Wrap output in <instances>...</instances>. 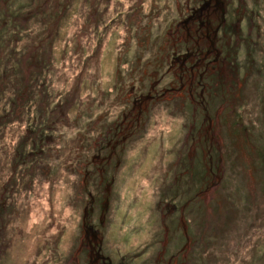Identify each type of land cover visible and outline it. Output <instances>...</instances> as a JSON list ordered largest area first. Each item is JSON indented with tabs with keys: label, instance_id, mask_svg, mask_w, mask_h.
Returning <instances> with one entry per match:
<instances>
[{
	"label": "rangeland",
	"instance_id": "obj_1",
	"mask_svg": "<svg viewBox=\"0 0 264 264\" xmlns=\"http://www.w3.org/2000/svg\"><path fill=\"white\" fill-rule=\"evenodd\" d=\"M228 4L230 14L233 12L231 28L239 31L232 40L228 38L237 89L223 82L228 75L219 70L208 74L211 88L205 98L191 103L184 97L186 93L169 94L165 99L172 101L171 110H163L158 97L149 101L143 137L131 136L134 140L124 144V152L118 150L119 156H113L125 162L119 174L106 170L102 195L105 202L110 197V226L104 237L116 260L134 257L127 264H141L135 255L149 244L143 258L154 264L151 262L158 248L154 240L159 236L163 239L165 226L160 224L162 219H169L167 257L185 244L191 250L185 247L186 260L180 264H264V0H229ZM186 8L187 0H0V39L8 32L12 36L19 33L22 39L17 46L11 38L10 44L4 42L0 47V64L4 61L17 67L10 71V80L15 82H3L8 73L0 66V91L3 86L8 90L4 92L6 105H11L7 103L9 97L20 101L17 90L21 84H30V61L47 72L48 66L44 67L41 60L51 44L58 50L66 49L65 55L61 62H53L52 85L44 76H37L33 92L46 93V106L59 99L71 100L73 95L66 96L65 91L77 86L76 75L89 51L98 47L99 39L104 45L98 48L89 70H84L81 80L86 78L87 86L77 98V110L69 108V120H62L63 124H51L44 132L50 137H44L37 152L24 161L15 158L17 136L23 134L24 122L9 115L7 109L0 113L7 116L1 129L8 133L6 139L0 138V147H4V155L6 150L14 155L3 161L0 151V167L4 168H0V264H73L69 257L83 233L82 202L90 201L86 197L90 182L84 176L97 174L89 160L97 167L101 158V151L96 153L87 142L79 141L88 128L78 127L82 121L77 125L76 115L95 110L97 119L98 114L105 117L110 109L114 116H121L132 106L127 101L132 93L147 95L156 79L155 69H166L165 56L177 41L169 28ZM59 11L64 12L54 15ZM50 15L58 17L52 34L46 37ZM241 18L244 21L239 29L237 19ZM38 43L41 47L34 48ZM117 74L118 84L114 83ZM172 80L169 75L165 82ZM121 82L125 84L123 90H110L113 84L121 88ZM26 94L27 99L21 94L22 102L29 108ZM223 100L233 108L232 117L224 107L226 103L222 106ZM19 101L13 107L21 111ZM191 110L196 114L189 113ZM195 117L197 124L192 128ZM199 127L202 131L211 129L202 145L193 138ZM78 128L79 144L74 137ZM99 133H90L94 139L97 135L95 142ZM11 162L12 171L6 169ZM168 202L180 207L183 216ZM90 217L94 218L91 210L89 225ZM184 227L191 235L189 244L183 237Z\"/></svg>",
	"mask_w": 264,
	"mask_h": 264
},
{
	"label": "flooded vegetation",
	"instance_id": "obj_2",
	"mask_svg": "<svg viewBox=\"0 0 264 264\" xmlns=\"http://www.w3.org/2000/svg\"><path fill=\"white\" fill-rule=\"evenodd\" d=\"M228 1L229 0H187V8L185 9V12H181L180 10L181 18L172 24L174 27L171 26L169 28V30L172 28L171 31H169V34H175L177 36V41L171 47V51L165 56L168 61L166 70H163L164 67L155 69L156 71L153 75L156 79L152 84L149 93L147 95L145 94V96H135L136 99L131 102L132 106L130 109L127 112H123V122L112 125L111 130H115L117 133H122L126 136L128 133L127 128L129 126H133L136 123V119H142V113L147 110L148 102L159 100L156 99V97L160 98L159 101L162 102L165 100V95L176 94L180 96L183 95V93H186L184 97H187L191 103L196 101L197 98H205V82L208 80L207 77L208 74L211 73L210 70L212 67L218 69L220 66L230 67V65L234 64V60L229 62V57L223 49V44L232 40L239 32L238 30V32H236V30L234 31L231 28L234 21L232 17L233 12L230 14L229 11L230 3L228 4ZM243 19L244 18L237 19L239 29H241L240 26L244 21ZM184 33L185 36H183ZM2 39H7V43L10 44L11 36L6 34V36H3ZM2 39H0V47L4 44V42H6ZM194 42L195 45H193ZM218 49H220L222 53L216 52ZM201 52H205L207 54L206 60L201 58ZM214 54L215 57L207 60L209 56L212 57ZM1 65L2 64H0V66ZM11 70L14 69L11 68ZM169 75L173 76V80L165 82V76ZM159 87L160 90H158ZM156 91H158V94L155 93ZM0 101H2V99ZM177 101L180 100L177 99ZM136 109H138V111H136ZM0 111L2 110L0 109ZM134 111L136 112V115L132 116ZM49 125H51V122ZM49 128L50 127H46L43 132L40 131L41 137H39L35 143V146H38V148L42 145L44 137H50V135L45 134V131ZM45 140L47 141V139ZM33 154H35L34 148L29 153V156H32ZM111 157L113 158L112 155ZM89 162L91 163V166H95V164L91 161ZM93 171L98 173L99 168L95 166L93 167ZM168 204L173 205L171 202H168ZM186 205L187 203L183 204V206ZM171 209L174 211L179 210L181 213L180 207H177L176 205H173ZM169 213H171V210H169ZM181 216H183L182 213ZM182 220L183 219L181 218L179 219V221ZM168 222L169 219H162L160 226H165V232L163 239L160 240L159 236L154 240L158 248L156 251V257L151 263L180 264V260H186L187 255L185 253V247H188V252H191L189 245L185 244L182 248H178L177 251L170 253L171 255L167 257L168 244H166L167 241L165 238H167V234L170 233V225ZM81 226L83 233L80 237V243L73 253L76 254L73 264H127L130 259L134 258L127 257L128 260L124 261V258L121 256V259L116 260L111 254L112 250L109 248L107 240L95 228V225H89L84 217L81 221ZM183 231V237L189 244L191 235H189L186 227H184ZM149 246L150 245L148 244L146 248L149 249ZM146 248H143L135 255L136 259H140V262H143L141 264H149V259L143 258L146 256ZM182 252L183 254L181 257ZM78 254H82L84 258L80 257Z\"/></svg>",
	"mask_w": 264,
	"mask_h": 264
},
{
	"label": "bare ground",
	"instance_id": "obj_3",
	"mask_svg": "<svg viewBox=\"0 0 264 264\" xmlns=\"http://www.w3.org/2000/svg\"><path fill=\"white\" fill-rule=\"evenodd\" d=\"M29 21H31V20H29ZM237 30L238 29H236V32H238ZM9 34H10V36H12V32L7 33V35H9ZM14 35H16V34H14ZM193 45H195V42L193 43ZM223 45H224V51H225L226 55H228L229 60H233L232 55H231V44L228 42H225ZM14 46H17V44H15ZM103 46H104L103 44H100L101 49L103 48ZM216 52L222 53L220 49L216 50ZM215 54L212 57L209 56L207 60L215 57ZM206 55L207 54L205 52L200 53L201 58H203L204 60H206ZM1 67L4 71H6L8 73V74H6V76L3 79L1 78L2 81L4 82V80H6V81L15 82V80L14 81L10 80L13 77V74H11L10 71H11L12 67H15V68H17V67L14 64L12 66H8L5 64L4 61L2 62ZM210 71H211L212 75L214 73L215 74L219 73L218 69H216L214 67H212V69ZM32 74H33L32 77L30 76V78H29L30 84L28 86H24L23 84H21L20 90L19 89L17 90V92L20 91V101L9 97L7 100V103L11 102V105H9V104L6 105L4 102V100H5L4 99V96H5L4 92L8 91V90L3 86L1 91H0V93L2 94V97H3L2 101H0V109L2 110V111H0V113L1 114L6 113V109H7L9 115L11 114V116L16 117V119L18 121L24 122L22 126L25 128V130L21 136H17L18 142H17V145L15 146V149L17 151L15 158L18 156L17 160H24V158L33 150L34 145L37 141V136L35 135V129L36 128L42 129L43 123L45 121H47L50 117H55L57 119L58 123L60 122V124H63V121L61 120L62 118L64 120L65 119L69 120L68 113H67V115L63 114V108L61 106H58V101L51 102L50 106L48 107L49 111H50V113L48 115L44 112V107H46V104L44 101L47 100L46 93H42L40 91H38V93L33 92L34 87L36 86L37 76H40V75L36 72L35 69H33ZM53 75L54 74L52 73L51 70L44 72V73L42 72V76H44L45 79H47V82H49L51 85L53 83V78H54ZM77 76L79 78V75H76V77ZM116 77L118 78V76H115L114 83L118 84L117 83L118 80ZM31 79H32V82H31ZM76 80L77 79H75V81ZM121 83H122L121 88H118V86H115L113 84L112 86H110V90H113L114 88H118V89H115V91L119 90V92H120L121 90H123V87H125V84L123 82H121ZM81 84L87 86V84H86V82H84V80L81 82ZM42 85L43 84H41L40 87H43ZM205 85H206L205 86L206 94L210 93V88H211L210 81L206 80ZM66 89H68V88L66 87ZM66 89H64V90H66ZM82 91H83V89L80 92L74 91V89H68L65 91L66 96H68L69 94L73 95L72 99L68 101V106L71 110H73V112L77 110L76 109L77 98L81 95ZM26 92L29 93V102H28V104L30 103L29 108L26 107L24 102H22L21 94L26 99L28 98V95L26 94ZM123 92H125V91H123ZM75 94H77V97H75ZM166 96L167 95H165V98H168ZM18 101H19V104L21 107V111L16 109L17 106L13 107L15 104L18 103ZM70 103L73 104V106H71ZM223 103H225L224 100L222 101V106H223ZM52 104H54L53 108H52ZM182 104L185 105V104H187V102L182 101ZM7 106L11 109L6 108ZM57 106H58V108L56 111ZM170 106H172V101H171ZM229 106H230L229 103H226V105L224 107H226V109L228 110ZM88 111L89 110H85V112H83V113H80V111H79V113H77V115H76V113H74V115L77 116L78 120L80 122L82 121L81 125H79V123H76L77 125H79L78 127H82V128H86V129L88 128L85 135L81 136L80 139H79V134H78L80 129L79 128H78V130L75 129L76 135L74 137H76V141H75L76 143L79 144V141H85L88 143V148L93 149V151H95L96 153L101 151L99 153L100 154L99 157L101 156V158H100V160H98L96 162V164L98 165L97 167L99 168V171L97 173L96 179L94 180V183L97 185L100 184L101 187L99 188V190H102L103 183L106 180V170L110 169L112 172H115L114 175L119 174L121 169H122L121 168L122 165L125 163V162H123L124 161L123 159L122 160L121 159L120 160L115 159V158H112L111 155L112 156H116V155L119 156V154H118L119 151L122 150V152H124V150H123L124 144L130 140H134L133 137H135L136 139H141L143 137L142 133L145 130V124L138 121L133 126H129L127 128V130H128L127 134L129 136H125L122 133L119 134L115 130L109 129V127H108L109 124L112 127V125H114V124H119V123L123 122L124 119H123L122 115L121 116H119V115L114 116L115 112H112L109 109L108 112L105 113V118L103 120L102 119L103 116L101 114L97 115V117H100V118L95 119L96 118V117H94L95 110L92 113H87ZM190 112H191V114H196L193 110L189 111V113ZM228 114L230 117H232L234 115L233 114V108L229 109ZM111 116H113V118H111ZM148 116H149V114H146V111L142 113V119L144 118L143 120H146ZM6 117L7 116L0 115V123H2V124H0V129L3 127V124H5L4 121H7V120H5ZM84 118H86V121H83ZM120 118H121V121H120ZM108 120H110V121H108ZM192 123H193L192 128L196 127L195 126L197 124V118L196 117L194 118ZM210 128H212V126H210ZM103 130H106L105 135H103L104 134ZM101 131H103V132H101ZM214 131H215V128H214ZM91 132H92V134H96V132H100L98 142H95L98 138L97 135H96V139H94L90 135ZM210 134H211V129H210V131H207L206 129H204V131H202V128L199 127L198 129L197 128L195 129V132L193 133V138H194V140H197V143L202 145L204 142L203 137H205V140H206L209 138ZM7 135H8V133L6 132V130H4L3 132H2V129L0 130V138L6 139ZM101 136H106V137L108 136L110 139H102ZM131 136H133V137H131ZM78 139H79V141H78ZM210 139H212L211 136H210ZM103 140H106V142L101 143ZM214 141H216V140L214 139ZM9 142H10V139L8 138V140H7V144L9 146L8 148H11V145H9ZM3 149H4V147H0V151H2V153H3V159H2L3 161H4V159L6 161L7 158H12V159L14 158L13 154L11 156V152L9 154L10 150L8 151V153L6 150V153H5L6 156H5L4 155L5 150H3ZM107 149H108V151H107ZM239 156L242 157V155H239ZM220 157H222V154ZM13 165H14V162H11L10 166L6 169H11V171H12L13 167H14ZM0 168H2V167H0ZM3 169L4 168H2V170ZM89 196L90 195L86 193V197L88 198ZM205 204H206V207L208 208L209 202L205 201ZM75 258H76V254H74L72 257H70V259H72L73 262L75 261Z\"/></svg>",
	"mask_w": 264,
	"mask_h": 264
},
{
	"label": "trees",
	"instance_id": "obj_4",
	"mask_svg": "<svg viewBox=\"0 0 264 264\" xmlns=\"http://www.w3.org/2000/svg\"><path fill=\"white\" fill-rule=\"evenodd\" d=\"M62 12H64V11H59L58 13H55L54 15H59L60 16V14L62 13ZM50 13V12H49ZM52 15V14H51ZM48 16V21L46 22V23H48V25L46 24V26L48 27L47 28V30H45V36L46 37H49V35L50 34H52L51 32H52V28L51 27H53V25H54V21L56 20V18L58 17H55L54 15L53 16ZM33 18V17H32ZM32 18H30V20H32ZM37 17H35L34 16V19H36ZM246 19V18H245ZM39 20V19H38ZM18 28V27H17ZM43 29H45V28H43ZM97 35V34H96ZM95 35V36H96ZM21 37V35L19 34V33H17L16 35H13V36H11V38H14L16 41L15 42H17V43H15V44H17V45H19L20 44V42L22 41V39L20 38ZM2 38V37H1ZM6 40V42H8V40L7 39H5ZM75 44V43H74ZM100 44H102V39H99L98 40V43H97V45H98V47L97 48H95V49H93V51H89V55L85 58V60L83 61V63H82V68H81V70H80V73L78 74L79 75V78H78V76L76 77V79H78V81H77V86L76 87H74V91H78V92H80L82 89H83V87L85 86V85H82L81 84V82H82V78L84 77V70H86V67H88L87 69L89 70V63L90 62H92V60L96 57V55L98 54V51H99V49L98 48H100ZM78 45V44H77ZM77 45H75L76 47H75V49L76 50H78L79 48L77 47ZM38 47H41V44L40 43H38L34 48H38ZM39 49V48H38ZM30 52V51H29ZM65 52H66V49H63L62 51L61 50H58V48L56 47V45H54V44H51V45H49L48 47H47V50L45 51V55H46V58L44 59V60H41V63L44 65V67L47 65L48 66V68H47V71H49V70H53V68H54V70H55V67H54V64H53V62L55 63V62H61V60H63V54L65 55ZM81 54L82 55H84V51L82 50L81 51ZM55 56H56V58H55ZM67 56V55H66ZM8 61L10 62V64H12L13 62H12V56L11 55H9V57H8ZM46 62V64L44 63V62ZM229 62H231V60H229ZM6 65H8L7 63H5ZM93 64V63H92ZM168 64V63H167ZM34 67H36V68H34ZM43 67V68H44ZM235 62H234V64L233 65H230V67L229 66H227V67H218V71L219 70H221V71H223V72H225V73H227L226 75H228V76H226L224 79H223V82H225L226 84H228V85H231L232 86V89H234V90H236L237 89V85H238V83L236 82V76H235V73H236V71H235ZM15 68V67H14ZM27 71H28V76H29V78H30V76L32 77V73H33V69H35L36 70V72L40 75V76H42V72H40V71H42L43 69H39L38 68V63H36L35 61H30V64L28 65V67H27ZM15 70V69H14ZM166 70V69H165ZM164 70V71H165ZM43 73H44V70H43ZM19 76H20V78H21V73H20V70H19ZM115 76H119V74H117V75H115ZM167 79V76H165V79H164V81ZM209 80V79H208ZM31 81H32V79H31ZM84 82H86L85 81V79H84ZM216 83V82H215ZM214 83V84H215ZM215 86V85H214ZM216 87V86H215ZM72 89H73V87H72ZM115 89H118V88H115ZM58 96H60L59 94H58ZM57 96V97H58ZM120 96H123V98L122 99H124L125 98V100L127 99L124 95H120ZM135 96H137L136 94H134V93H132L130 96H129V99L127 100L128 102L130 101V103L132 102V101H134L135 99H136V97ZM2 98H0V100H1ZM182 101H185V100H182ZM124 103H126V101L124 102ZM225 103H229V101H225ZM58 104H59V106H61L62 108H63V114L64 115H67V113H69V111H68V109H69V106H68V101H61V99H59L58 100ZM71 104V103H70ZM180 104V101H177V105H179ZM171 100H164V101H162V102H160V107H162V106H164V108H163V110L164 109H168V110H171ZM71 106H73V104H71ZM49 106H46V107H44V112L48 115L49 113H50V111H49V108H48ZM135 112V111H134ZM103 116V115H102ZM104 117V116H103ZM122 117H123V115H122ZM105 118V117H104ZM13 119H15V118H13ZM61 120H64L63 118L61 119ZM76 121H77V123H80V121L78 120V118L76 119ZM137 121H139V122H141V123H144V124H146V120H143V119H136V122ZM47 122V125H46V127L48 128V127H50V125H49V123L48 122H51V124H55V123H58V121H57V119H52V117L51 118H49L47 121H45L44 123H46ZM43 123V128L42 129H38V128H36L35 129V134H37V133H40V131H44V129L46 128L45 127V124ZM109 128L111 127V125L109 124V126H108ZM37 135H39L40 137H41V135L40 134H37ZM37 149H38V146H35L34 145V150H35V153L37 152ZM27 156H29V154L27 155ZM24 161V160H23ZM22 161V164H24V162ZM90 161V160H89ZM96 177H97V175L96 174H94V175H92V174H90V176H88L87 174H85V176H84V178H86L87 179V181L88 182H90V185H89V188H88V193L87 194H89L90 196L87 198L88 200H90L89 202H82V203H84L85 204V208H84V217L86 218V220H87V215H88V211H90L91 210V213H92V216H94V218H91L92 219V222H91V224H93V225H95V228L100 232V234L104 237V235H103V233H101V231H103L104 232V234H107V230H108V226H110V222H109V218H108V211H109V209H110V207H109V201H110V197H109V199H108V201L107 202H105L106 200H103V196L104 195H102V193H103V191L102 190H99V188L101 187L100 186V184H95L94 183V180L96 179ZM112 193V192H111ZM111 193H109V195L111 196ZM106 195H107V197H108V193H106ZM104 207H106L105 209H104ZM105 212H107V213H105ZM87 214V215H86ZM95 215H96V218H95ZM83 217V218H84ZM83 218H81V221H82V219ZM102 221V222H101ZM87 222H88V220H87ZM99 226V227H98ZM102 227H103V229H102ZM87 230V229H86ZM166 239V238H165ZM166 244L168 243V239H166Z\"/></svg>",
	"mask_w": 264,
	"mask_h": 264
}]
</instances>
